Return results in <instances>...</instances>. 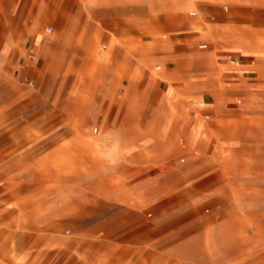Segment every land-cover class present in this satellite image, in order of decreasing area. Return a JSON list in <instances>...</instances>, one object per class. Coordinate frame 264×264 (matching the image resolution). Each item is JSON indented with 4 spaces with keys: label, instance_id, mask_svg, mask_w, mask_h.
<instances>
[{
    "label": "rangeland",
    "instance_id": "rangeland-1",
    "mask_svg": "<svg viewBox=\"0 0 264 264\" xmlns=\"http://www.w3.org/2000/svg\"><path fill=\"white\" fill-rule=\"evenodd\" d=\"M21 1H0V52L14 24L38 21L44 34L85 16L83 0L42 14ZM201 42L208 40L193 47ZM102 45L98 38L96 51ZM26 53L14 72L0 66V264H264V58L246 74L253 87L232 93L230 135L215 141L224 154L220 170L192 174L191 194L163 189V197L132 210L106 196L115 192V173L99 163L90 171L85 161L83 134L101 132L87 122L98 112V87L83 74L22 73L26 64L40 65L38 54L28 61ZM200 117L216 121L209 111ZM57 133L61 139H51ZM72 134L79 138L65 139ZM57 145L58 167L51 156Z\"/></svg>",
    "mask_w": 264,
    "mask_h": 264
},
{
    "label": "crops",
    "instance_id": "crops-1",
    "mask_svg": "<svg viewBox=\"0 0 264 264\" xmlns=\"http://www.w3.org/2000/svg\"><path fill=\"white\" fill-rule=\"evenodd\" d=\"M83 1V20L54 23L45 35L38 21L14 24L18 29L9 32L0 66L14 72L26 49L25 58L37 61L38 54L40 65L26 64L22 73L83 74L98 87V112L87 122L99 124L101 132L83 134L84 157L90 171L99 163L115 173V192L107 191V198L135 210L163 197V189L189 193L192 174L220 170L224 154L215 141L230 135L232 93L253 87L246 74L256 72L264 58V0ZM63 2L22 0L21 6L42 14ZM192 7L196 11H188ZM176 29L185 33L159 36ZM98 38L106 42L100 52ZM202 38L208 43L193 47ZM31 50L33 60L27 57ZM153 62L162 66L152 70ZM204 111L215 117L211 125L200 117ZM51 139L59 141L60 134ZM60 151L57 145L51 152L56 167Z\"/></svg>",
    "mask_w": 264,
    "mask_h": 264
},
{
    "label": "built area",
    "instance_id": "built-area-1",
    "mask_svg": "<svg viewBox=\"0 0 264 264\" xmlns=\"http://www.w3.org/2000/svg\"><path fill=\"white\" fill-rule=\"evenodd\" d=\"M50 31L51 30L49 28L46 29V32H50ZM200 47H205V44L200 45ZM27 57L29 60H33V59H35V53L31 50L28 52ZM206 117H208V116H206ZM94 130L96 131V128Z\"/></svg>",
    "mask_w": 264,
    "mask_h": 264
}]
</instances>
